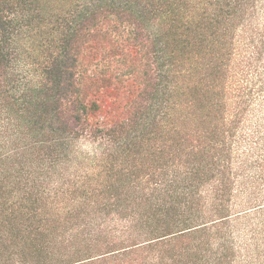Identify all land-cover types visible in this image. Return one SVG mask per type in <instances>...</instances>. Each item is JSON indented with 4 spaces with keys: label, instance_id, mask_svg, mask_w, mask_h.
Segmentation results:
<instances>
[{
    "label": "trees",
    "instance_id": "16d2710c",
    "mask_svg": "<svg viewBox=\"0 0 264 264\" xmlns=\"http://www.w3.org/2000/svg\"><path fill=\"white\" fill-rule=\"evenodd\" d=\"M0 264H264V0H0Z\"/></svg>",
    "mask_w": 264,
    "mask_h": 264
},
{
    "label": "rangeland",
    "instance_id": "374dc122",
    "mask_svg": "<svg viewBox=\"0 0 264 264\" xmlns=\"http://www.w3.org/2000/svg\"><path fill=\"white\" fill-rule=\"evenodd\" d=\"M38 43H40L39 39H36L33 45L29 43L27 46V52L24 53L22 59L19 62L18 70L20 71L19 74L22 75L23 78L29 80L36 79L35 76L38 69V60L41 59V53H43L38 50ZM100 59L101 54L98 53L93 66L96 67L95 73L97 75L100 74L103 77L111 76V81L113 84L112 87L114 88L115 94L108 95L106 92H103L93 99L100 103L102 107H105L109 116L115 118L120 114L125 104L129 102L135 95L136 86L131 79H116L117 74L120 73L119 70H122V68L119 67L120 58L118 56L114 55L112 58H110L111 60L101 61ZM103 100H106L107 102L109 101V103H105ZM80 148L84 153L88 154H91L93 151V146L91 143L85 140L80 142Z\"/></svg>",
    "mask_w": 264,
    "mask_h": 264
}]
</instances>
